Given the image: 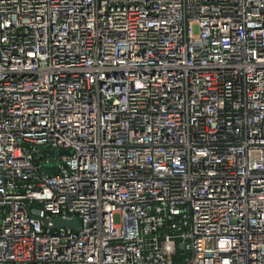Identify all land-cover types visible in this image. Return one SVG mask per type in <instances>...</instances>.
Here are the masks:
<instances>
[{"label":"built area","instance_id":"obj_1","mask_svg":"<svg viewBox=\"0 0 264 264\" xmlns=\"http://www.w3.org/2000/svg\"><path fill=\"white\" fill-rule=\"evenodd\" d=\"M0 264H264V0H0Z\"/></svg>","mask_w":264,"mask_h":264},{"label":"water","instance_id":"obj_2","mask_svg":"<svg viewBox=\"0 0 264 264\" xmlns=\"http://www.w3.org/2000/svg\"><path fill=\"white\" fill-rule=\"evenodd\" d=\"M42 151H49V148H43ZM59 154H71L70 151H64L60 152ZM44 169L50 174V175H57L58 171L56 170L55 166L51 165H44ZM54 222L57 227H74L75 229L79 230L80 229V221L79 219H63V218H55ZM46 225V223H45Z\"/></svg>","mask_w":264,"mask_h":264}]
</instances>
